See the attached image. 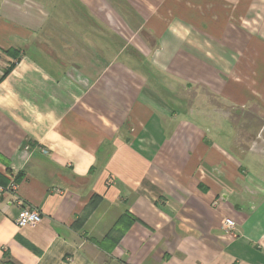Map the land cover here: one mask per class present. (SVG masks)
<instances>
[{
	"label": "crops",
	"instance_id": "0c3cea01",
	"mask_svg": "<svg viewBox=\"0 0 264 264\" xmlns=\"http://www.w3.org/2000/svg\"><path fill=\"white\" fill-rule=\"evenodd\" d=\"M0 174V260L264 264V0H0Z\"/></svg>",
	"mask_w": 264,
	"mask_h": 264
},
{
	"label": "trees",
	"instance_id": "16d2710c",
	"mask_svg": "<svg viewBox=\"0 0 264 264\" xmlns=\"http://www.w3.org/2000/svg\"><path fill=\"white\" fill-rule=\"evenodd\" d=\"M17 179H18V175H15L14 180L16 181ZM5 184H6V178L0 174V185H5ZM99 201H100V197H98L96 195H92L90 197L89 201L87 202L86 206L75 217V220L73 221L72 226L74 228H77V229L82 227V225L85 222V220L87 219L89 213L96 207V205L99 203ZM132 221H133L132 217L130 215H127V214L122 215L118 218V220L114 224L113 228L111 229L112 234L111 233L108 234L103 239L106 242V245H105L106 251L109 252L110 248H112L113 246H115L118 243L120 236L116 235L117 232H119V233L122 232L124 230V228L128 227ZM122 228H123V230L121 231ZM103 242H101V244H103ZM99 245H100V243H99ZM109 246H110V248H109ZM9 262L12 263L10 260H9Z\"/></svg>",
	"mask_w": 264,
	"mask_h": 264
},
{
	"label": "built area",
	"instance_id": "2783aa9c",
	"mask_svg": "<svg viewBox=\"0 0 264 264\" xmlns=\"http://www.w3.org/2000/svg\"><path fill=\"white\" fill-rule=\"evenodd\" d=\"M43 152H46L45 150H42ZM17 184L14 180V177H10L9 181L7 182L6 185L2 186L0 185V192H8V193H14L13 197L16 199L18 204H22L21 200H19L15 196V190H16ZM40 220V213L37 209L35 208H26L22 207L16 220L15 223L19 227L27 226V225H34L38 223ZM225 226V231H229L234 227V221L230 218H225L223 222ZM229 229V230H228Z\"/></svg>",
	"mask_w": 264,
	"mask_h": 264
},
{
	"label": "rangeland",
	"instance_id": "374dc122",
	"mask_svg": "<svg viewBox=\"0 0 264 264\" xmlns=\"http://www.w3.org/2000/svg\"><path fill=\"white\" fill-rule=\"evenodd\" d=\"M193 118L195 119L196 117L193 116ZM224 219H225V218H224ZM224 219H223V221H222V228H223V229H225V226H224V224H223ZM234 226H235V225H234ZM228 230H229V229H228ZM0 264H12V263L9 262L8 257H6L5 255H3V256H2V259L0 260Z\"/></svg>",
	"mask_w": 264,
	"mask_h": 264
}]
</instances>
